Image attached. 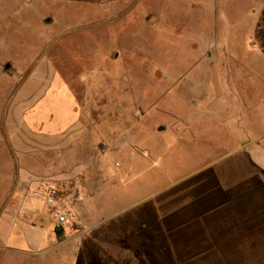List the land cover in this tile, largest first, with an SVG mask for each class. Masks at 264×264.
<instances>
[{"label":"rangeland","instance_id":"1","mask_svg":"<svg viewBox=\"0 0 264 264\" xmlns=\"http://www.w3.org/2000/svg\"><path fill=\"white\" fill-rule=\"evenodd\" d=\"M262 154L264 0H0V203L22 168L31 198L68 185L64 233L88 234L54 264H177L143 236L150 206Z\"/></svg>","mask_w":264,"mask_h":264},{"label":"crops","instance_id":"2","mask_svg":"<svg viewBox=\"0 0 264 264\" xmlns=\"http://www.w3.org/2000/svg\"><path fill=\"white\" fill-rule=\"evenodd\" d=\"M49 124H46L49 130L59 126L57 122ZM259 163L248 155V167L226 169L224 163H218L206 168L213 169V173L187 184L180 192L186 195L182 201H175L174 194L150 206L149 230L143 236L153 240L149 244L158 245L156 239L165 242L162 250L167 263L264 264V154ZM29 174L22 168L20 185L14 186L8 199L0 203V264H54L58 258L50 257L52 250L85 233H64L65 241H57L60 231L56 230V221L48 207L43 201L31 198L24 184L21 188ZM47 183H55L62 190L64 201L68 198L73 202L72 195L65 196L70 190L68 185L52 179L34 181L31 194ZM172 202L179 206L171 209ZM78 203L77 199L74 206L69 203L73 217V207L81 213ZM132 232L142 237L140 232ZM102 236L107 242L92 249L102 261L109 263L110 258L114 259L112 255L123 254L124 247L112 244L110 239L114 234L102 233ZM172 257L174 260L170 261ZM117 264L124 263L117 261Z\"/></svg>","mask_w":264,"mask_h":264},{"label":"built area","instance_id":"3","mask_svg":"<svg viewBox=\"0 0 264 264\" xmlns=\"http://www.w3.org/2000/svg\"><path fill=\"white\" fill-rule=\"evenodd\" d=\"M32 194L48 207L58 229H65L74 219L70 206L64 201L62 190L55 183H47L34 190Z\"/></svg>","mask_w":264,"mask_h":264},{"label":"trees","instance_id":"4","mask_svg":"<svg viewBox=\"0 0 264 264\" xmlns=\"http://www.w3.org/2000/svg\"><path fill=\"white\" fill-rule=\"evenodd\" d=\"M58 230L60 231L59 238L61 239L62 236L64 235V229L59 228Z\"/></svg>","mask_w":264,"mask_h":264},{"label":"water","instance_id":"5","mask_svg":"<svg viewBox=\"0 0 264 264\" xmlns=\"http://www.w3.org/2000/svg\"><path fill=\"white\" fill-rule=\"evenodd\" d=\"M11 65L8 63L6 66H5V70L8 71L10 69Z\"/></svg>","mask_w":264,"mask_h":264}]
</instances>
